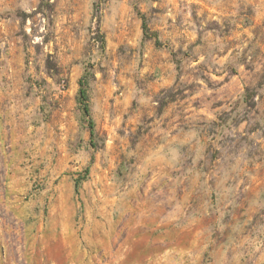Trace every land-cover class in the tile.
Segmentation results:
<instances>
[{
    "label": "rangeland",
    "instance_id": "rangeland-1",
    "mask_svg": "<svg viewBox=\"0 0 264 264\" xmlns=\"http://www.w3.org/2000/svg\"><path fill=\"white\" fill-rule=\"evenodd\" d=\"M0 94V264H264V0H0Z\"/></svg>",
    "mask_w": 264,
    "mask_h": 264
},
{
    "label": "trees",
    "instance_id": "trees-1",
    "mask_svg": "<svg viewBox=\"0 0 264 264\" xmlns=\"http://www.w3.org/2000/svg\"><path fill=\"white\" fill-rule=\"evenodd\" d=\"M143 29L147 30V25L146 22L143 21ZM78 95H77V100L79 102V104L81 105V109L83 112V115L87 118V123H88V127H89V134H90V139H92L93 135H94V121L91 118L90 115V107L88 104V91H87V83L85 82L84 78L81 77L78 80ZM87 168L85 169V174L87 173ZM82 176H79L77 178H75L74 180V189L75 192H78V188H79V183L80 180L82 179Z\"/></svg>",
    "mask_w": 264,
    "mask_h": 264
},
{
    "label": "clouds",
    "instance_id": "clouds-1",
    "mask_svg": "<svg viewBox=\"0 0 264 264\" xmlns=\"http://www.w3.org/2000/svg\"><path fill=\"white\" fill-rule=\"evenodd\" d=\"M2 95V94H0ZM4 112L0 111V117H4ZM7 124L5 123V120H3L2 122H0V151H2V145L4 143V140L7 138L6 136V128H7ZM259 247L256 248V251H259ZM261 259H264V255L261 256Z\"/></svg>",
    "mask_w": 264,
    "mask_h": 264
}]
</instances>
